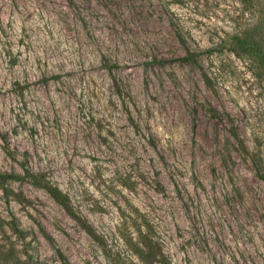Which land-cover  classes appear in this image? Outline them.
Listing matches in <instances>:
<instances>
[{
	"label": "rangeland",
	"instance_id": "1",
	"mask_svg": "<svg viewBox=\"0 0 264 264\" xmlns=\"http://www.w3.org/2000/svg\"><path fill=\"white\" fill-rule=\"evenodd\" d=\"M247 4L0 0V264H264Z\"/></svg>",
	"mask_w": 264,
	"mask_h": 264
},
{
	"label": "trees",
	"instance_id": "2",
	"mask_svg": "<svg viewBox=\"0 0 264 264\" xmlns=\"http://www.w3.org/2000/svg\"><path fill=\"white\" fill-rule=\"evenodd\" d=\"M247 9L250 15L255 18L246 28H238L236 31L227 34L226 38L222 40L226 49L235 53L236 55H246L252 58L257 69L256 76L264 81V0H247ZM180 41L185 49V55L181 60L196 63V56L198 53L192 52L183 38ZM221 44V43H220ZM232 137L238 139V134L231 133ZM253 165H256L252 161ZM259 171V170H258ZM260 178L264 179L263 174L258 172ZM48 192L52 197L62 205L60 193L56 188H48Z\"/></svg>",
	"mask_w": 264,
	"mask_h": 264
}]
</instances>
